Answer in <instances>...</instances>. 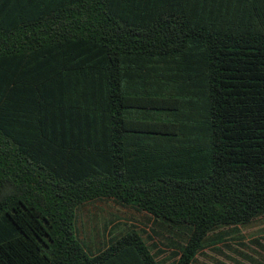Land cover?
Segmentation results:
<instances>
[{
	"label": "trees",
	"instance_id": "trees-1",
	"mask_svg": "<svg viewBox=\"0 0 264 264\" xmlns=\"http://www.w3.org/2000/svg\"><path fill=\"white\" fill-rule=\"evenodd\" d=\"M103 200L176 264L264 217V0H0V264H160L135 230L87 250Z\"/></svg>",
	"mask_w": 264,
	"mask_h": 264
},
{
	"label": "rangeland",
	"instance_id": "rangeland-1",
	"mask_svg": "<svg viewBox=\"0 0 264 264\" xmlns=\"http://www.w3.org/2000/svg\"><path fill=\"white\" fill-rule=\"evenodd\" d=\"M134 215V210L121 209L111 201L87 204L77 213L76 230L84 242L100 245L106 241L104 225L108 227L115 218ZM216 234L210 237L208 247L198 256V261L207 264H264V217L248 226L224 229Z\"/></svg>",
	"mask_w": 264,
	"mask_h": 264
},
{
	"label": "crops",
	"instance_id": "crops-1",
	"mask_svg": "<svg viewBox=\"0 0 264 264\" xmlns=\"http://www.w3.org/2000/svg\"><path fill=\"white\" fill-rule=\"evenodd\" d=\"M103 201H107V200H103ZM97 202H101V201H97ZM114 220L115 222L110 224L108 227L107 225L103 226L104 229L103 231L106 234L105 243L103 242L100 245H98L97 243L92 241L84 242L82 240L85 243L88 251H90L91 253H96L97 251H100L104 246L108 245L110 240L119 237L125 232H128L130 230H135L142 234L143 239L147 242L148 246L153 250L154 254L156 255V260L160 264L177 263L178 258H174V257L178 254V251L181 248V246H179L180 244L178 245L175 240L170 241L169 237L166 236L164 230L168 228V225H164L161 222L155 221L154 218L147 215L146 213L137 212V211H135L134 217L129 216L127 218H121V219L115 218ZM161 238L164 239L161 240ZM191 264H207V263L198 261V257H197V259L191 262Z\"/></svg>",
	"mask_w": 264,
	"mask_h": 264
}]
</instances>
